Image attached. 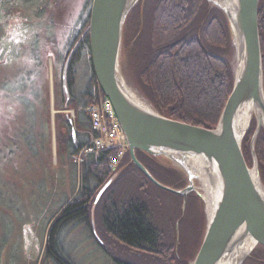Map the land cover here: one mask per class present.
<instances>
[{
	"label": "rangeland",
	"instance_id": "obj_1",
	"mask_svg": "<svg viewBox=\"0 0 264 264\" xmlns=\"http://www.w3.org/2000/svg\"><path fill=\"white\" fill-rule=\"evenodd\" d=\"M88 1L0 0V264H67L65 260L70 264H114L112 257L117 255L139 263L133 259L141 256H130L120 244L102 241L95 203L89 225L79 222L65 226L56 237L65 260L45 255L51 227L67 204L77 198L85 162L75 161L82 148L72 154L69 144L70 137L81 141L80 135L87 131L82 130L78 107L66 106L64 102L68 98L63 69L81 33ZM146 2L148 10L154 0ZM135 30L129 24L126 26V43ZM131 65L127 47L122 74L141 100L154 108L133 82ZM72 78L71 94L82 106L85 94L92 91L87 54L80 55ZM66 119L73 121L79 134L77 139L75 133L67 130ZM248 163L253 168V155ZM161 164L180 172L188 185L185 172L169 162ZM197 187L204 196L202 183L197 182ZM158 197L160 203L155 212L161 219L159 226L168 233L176 231L175 251L180 255L179 261L191 264L195 257L192 260L188 257L198 251L206 229V203L192 193L184 215L180 216L182 198L161 192ZM245 264L264 262L255 258Z\"/></svg>",
	"mask_w": 264,
	"mask_h": 264
},
{
	"label": "trees",
	"instance_id": "obj_2",
	"mask_svg": "<svg viewBox=\"0 0 264 264\" xmlns=\"http://www.w3.org/2000/svg\"><path fill=\"white\" fill-rule=\"evenodd\" d=\"M153 3L151 4L153 8L149 5L147 10V4L141 0L129 14L124 28L122 59L128 47V51L131 52L133 82L160 115L190 125L213 129L231 94L234 82L232 62L234 50L226 18L207 0H154ZM91 5L92 0H89L86 19L76 42L78 46L68 59L66 72L68 101L64 102L66 106L78 107L82 130L87 131L80 135L81 141L76 142L70 137L72 154H76L84 147L91 137L90 119L86 113L80 112V109L87 108L103 96L90 60ZM146 21H148V31L145 32ZM128 24L136 30L130 42L126 43L125 29ZM258 25L264 81V0H260L258 7ZM82 52L87 54L89 60L92 91L85 94V100L81 106V103L73 98L70 85L73 79V68ZM64 124L67 130L76 134L77 139L79 134L74 129L73 121L66 119ZM255 129L254 119L242 143L243 155L248 166V158L252 156L250 142ZM255 152L264 185L263 130L257 138ZM111 155V151H105L85 158L77 198L67 204L51 227L47 238L46 257H54L59 261H62V257L65 260L60 255L61 247L57 243L56 237L59 232L65 226L74 223L85 222L89 225L92 206L98 192L121 170L96 204L95 213L99 214L103 242L105 240L109 243L111 241L118 243L130 256L141 257L133 259L139 262L135 263L129 261V257L123 259V255V257L117 255L112 257L114 264H181L180 255L175 251L176 231L171 233H168V230L163 231L158 223L161 219L155 211L159 207L160 192L182 199L183 197L166 192L154 185L131 163L129 152L120 166L110 171L108 163ZM136 155L161 184L176 190L186 186L185 177L183 178L176 169L165 167L161 164L162 160L139 151ZM188 197H192V193ZM181 207L179 215L183 216ZM259 248L264 252L263 247L259 246ZM196 253H198L197 250L188 258L192 260L196 257ZM65 261L70 264L67 260Z\"/></svg>",
	"mask_w": 264,
	"mask_h": 264
},
{
	"label": "water",
	"instance_id": "obj_3",
	"mask_svg": "<svg viewBox=\"0 0 264 264\" xmlns=\"http://www.w3.org/2000/svg\"><path fill=\"white\" fill-rule=\"evenodd\" d=\"M140 1L92 0L90 60L98 87L113 104L127 137L131 163L158 188L183 197V213L191 193L205 201L206 229L191 264H244L255 247L264 248V185L255 155V143L264 131L260 0H207L224 14L234 47L233 88L213 129L160 115L141 100L124 78L121 70L124 28ZM67 66L68 62L63 81L68 95ZM254 119L256 129L251 139L254 165L250 168L242 143ZM138 151L185 172L188 185L176 190L158 182L137 158ZM120 172L100 189L94 206ZM197 182L209 190V207ZM92 226L95 232L93 222Z\"/></svg>",
	"mask_w": 264,
	"mask_h": 264
},
{
	"label": "built area",
	"instance_id": "obj_4",
	"mask_svg": "<svg viewBox=\"0 0 264 264\" xmlns=\"http://www.w3.org/2000/svg\"><path fill=\"white\" fill-rule=\"evenodd\" d=\"M91 123V139L75 156L78 164L84 162L89 155H97L111 151L108 163L110 171L116 170L128 153L129 145L113 104L105 96L84 109ZM74 116V113H72Z\"/></svg>",
	"mask_w": 264,
	"mask_h": 264
},
{
	"label": "flooded vegetation",
	"instance_id": "obj_5",
	"mask_svg": "<svg viewBox=\"0 0 264 264\" xmlns=\"http://www.w3.org/2000/svg\"><path fill=\"white\" fill-rule=\"evenodd\" d=\"M146 1H147V0H144V3H145V4H147ZM89 16H90V15H89ZM79 35H80V34H79ZM79 35H78V36H79ZM78 39H79V37H78ZM77 41H78V40H77ZM77 46H78V44L76 43L75 46L73 47V49H72V51H71L69 57L72 56V55L74 54V52H75ZM255 258L259 259V261H263V262H264V252L259 248V246L255 247V249L252 251L251 255L248 257V259L246 260V262H247L249 259H255ZM246 262H245V263H246ZM245 263H244V264H245Z\"/></svg>",
	"mask_w": 264,
	"mask_h": 264
},
{
	"label": "bare ground",
	"instance_id": "obj_6",
	"mask_svg": "<svg viewBox=\"0 0 264 264\" xmlns=\"http://www.w3.org/2000/svg\"><path fill=\"white\" fill-rule=\"evenodd\" d=\"M146 103V102H145ZM247 118V117H246ZM197 164V163H196ZM198 165V164H197ZM204 197L206 199L207 205L209 207V190L207 189V187H205L204 189Z\"/></svg>",
	"mask_w": 264,
	"mask_h": 264
},
{
	"label": "crops",
	"instance_id": "obj_7",
	"mask_svg": "<svg viewBox=\"0 0 264 264\" xmlns=\"http://www.w3.org/2000/svg\"><path fill=\"white\" fill-rule=\"evenodd\" d=\"M81 120H82V118H81Z\"/></svg>",
	"mask_w": 264,
	"mask_h": 264
}]
</instances>
